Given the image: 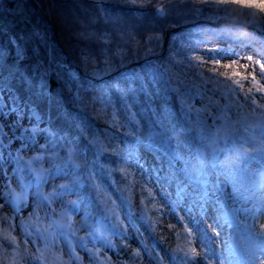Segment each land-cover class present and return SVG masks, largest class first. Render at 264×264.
Here are the masks:
<instances>
[{"label": "snow or ice", "instance_id": "obj_1", "mask_svg": "<svg viewBox=\"0 0 264 264\" xmlns=\"http://www.w3.org/2000/svg\"><path fill=\"white\" fill-rule=\"evenodd\" d=\"M198 2L194 15L214 22L232 16V6L256 8L264 13V0ZM130 3L135 4L136 0H130ZM208 8L213 11L206 15ZM156 15L166 17L165 7H158ZM100 18L107 21L120 17L101 8ZM232 18L239 23L259 26L264 31V20L256 21L254 17L247 20L244 14ZM193 31L200 35L205 33L199 25ZM207 31L219 34L213 28ZM219 31L232 34L228 26ZM101 39L107 42V34ZM172 40L175 41L176 36ZM160 42L159 34L150 36L143 52L152 54ZM205 42L189 40L175 50L170 45L166 58L147 61L125 71L102 88H96L90 78L81 79L73 70L65 72L66 66L54 62L50 50L41 53L39 46L28 56L13 41L14 60L5 66L3 58L9 51L6 46H0V118L6 121L10 115L15 116L10 123L0 122V185L3 188L0 196L11 205L14 213L27 207L29 196L32 197V212L27 220L21 219L20 225L21 232L31 239L18 241L9 223L0 229V249H5L0 255L7 259L6 249L11 246L12 264H26L28 259L42 264H72L73 258L82 264L77 253L80 248L87 250L90 257L99 258L102 249L114 247L111 237L126 235L121 216L133 224L134 173H139L135 182L140 183L141 190L147 191L153 204L158 205L151 185L160 177L157 175L150 180L149 173L156 174L161 169L146 168L141 153L163 152L169 169L164 179L168 186L174 182L175 193L172 198L161 190L160 196L169 208L166 214L176 212L177 208L184 213L179 216V222L184 224L186 233L183 246L178 245L172 250L171 260L178 264H202L203 261L207 264H264V224L260 225V232H255L253 225L236 219L239 213L247 215L250 210L235 207L237 197L247 201L255 196V185L251 188L239 185L245 174L264 178V48L257 49L254 55L241 62L235 58V51L223 55L219 52L199 55L197 46ZM140 51L137 41L131 50L119 48L111 55L106 49H101L100 57L82 52L81 63L87 77L100 78L130 63ZM25 60L30 63H24ZM205 64L211 65L207 73ZM190 74L199 77L201 83L214 85L223 83L220 80L223 77L231 81L230 85H225L226 95L235 97L239 89L241 98L222 108L217 104L213 111L211 98L207 105L204 104L199 88L195 84L189 85ZM53 79L57 82L55 89L51 84ZM150 84L155 93L149 89ZM4 93L8 94L7 105ZM160 93L165 103L157 110L152 97ZM197 97L199 107L192 103ZM142 103L138 111H133ZM232 106L237 110L238 119H231L227 114ZM89 111L108 127L94 128L85 115ZM145 113H149L146 132L141 119L137 118H143ZM25 114L29 120L27 126L21 123ZM256 129L259 136L254 134ZM38 138H43L44 143H38ZM82 138L84 143H81ZM13 141L18 142L15 148ZM30 151L33 154L27 155ZM111 157L115 158L114 164ZM253 161L260 164L259 170H249ZM117 173L119 180L115 178ZM105 178L110 181L112 190L104 182ZM58 179L59 184L56 183ZM125 180L129 183L125 184ZM228 184L232 187L233 200L230 211L225 210ZM114 193L116 198H113ZM256 199V211L264 213V195ZM144 203L145 198L141 196V204ZM56 204L58 209L53 207ZM41 207L44 208L43 217L39 215ZM209 207L215 217L209 216L212 223L205 226ZM81 209L84 215L77 224L73 216ZM252 218L255 219L254 213ZM2 219L10 220L7 216ZM45 221L46 227H41ZM31 223L36 225L34 232L26 227ZM223 225L238 232L243 229L246 235L239 243L231 238L221 240ZM152 226L155 227V223ZM84 230L85 235L77 237V233ZM29 244L34 247V252L30 251ZM89 244L93 247L89 248ZM65 245L68 259L63 255ZM133 252L139 255L138 249ZM102 264H109V261ZM159 264H164V260L161 259Z\"/></svg>", "mask_w": 264, "mask_h": 264}, {"label": "trees", "instance_id": "obj_2", "mask_svg": "<svg viewBox=\"0 0 264 264\" xmlns=\"http://www.w3.org/2000/svg\"><path fill=\"white\" fill-rule=\"evenodd\" d=\"M160 6L165 7L166 17L156 15V10ZM194 7H199L198 0H136L135 4L130 3V0H0V46H6L9 51V55L3 58V64L8 66L13 63L15 53L13 41H15V45L22 47L28 56H31L34 47L39 46L41 53L50 50L54 62L66 66L65 72L73 70L79 74L81 79L90 78L96 88H102L109 80L118 77L125 71L139 67L147 61L166 58L170 45L175 50L189 40L206 39L207 42H214L218 40V36L209 33L207 29H216L220 34L222 32L219 30L225 26L231 27V29L235 27L231 17L214 22L195 16ZM101 8L117 14L120 18L105 21L100 18ZM212 11L213 9L208 8L205 14H211ZM220 23L224 25L217 27L216 24ZM198 25L205 29L203 35L193 31ZM105 34H107V42L101 39ZM156 34L161 37L160 44L152 54H145L142 50L143 46L150 36ZM173 36H176L175 41L172 40ZM137 41L141 51L138 56L132 57L130 63L117 67L107 76L100 78L86 76V70L81 63L82 52L100 57L101 49H106L107 54L111 55L119 48L131 50L135 47ZM256 49L259 48L256 46ZM24 63H30V61L25 60ZM190 77L189 85L195 84L201 91V95L204 96V100L211 98V95H218L219 99L216 102L218 103L221 100L222 107L232 101L239 100L238 95L235 97L230 94L226 95L225 85H230L231 82L214 85L212 83H201L199 77L191 74ZM220 80H223V78H220ZM51 84L53 89L57 87L55 79L51 81ZM149 89L155 93V88L151 84ZM193 90L195 91V89ZM141 101H143L142 96ZM198 101L199 97L193 100L192 103L196 106L199 103ZM164 103L162 93L153 95L152 104L157 110ZM167 103L173 104L174 101H167ZM142 106L143 103L137 105L133 108V111H138ZM68 107L72 109L71 104ZM245 111H247V108ZM227 114L231 119H238V113L234 106L228 109ZM85 115L94 128L104 129L108 127L102 119H97L91 111L86 112ZM148 116L149 113H145L143 118L137 117L141 119L145 132L147 131ZM41 125L43 127V124ZM73 134H75V129ZM122 134L123 130H121ZM254 134L259 136V130L256 129ZM81 143H84L83 138ZM153 155L159 156L160 160L167 163V157L163 152ZM105 162H109L108 159H105ZM111 162L115 163L114 157H111ZM245 175L243 180L239 181V185L251 188L250 176ZM115 178L119 180L120 174L117 173ZM258 178L260 179L259 176ZM104 182L109 184L110 190H112L110 181L107 178ZM124 183L127 184L129 181L125 180ZM113 198H116L115 193ZM121 211L123 212V209ZM78 214L83 216L84 210L81 209ZM7 226L0 220V229ZM17 238L19 237L17 236ZM3 251L5 249H0V253ZM6 251L8 253L7 259L0 255V264H12L11 246H8Z\"/></svg>", "mask_w": 264, "mask_h": 264}, {"label": "rangeland", "instance_id": "obj_3", "mask_svg": "<svg viewBox=\"0 0 264 264\" xmlns=\"http://www.w3.org/2000/svg\"><path fill=\"white\" fill-rule=\"evenodd\" d=\"M258 2H262V0H258ZM232 16H237L238 14H244V18L247 20H252L253 17L256 21L264 20V13H261L256 8H244L241 9L239 6H232ZM232 16H230L232 18ZM235 24V27H232V34L220 33L218 34V40L214 42H205L200 43L198 47V54L201 56H206L209 52H219V54L223 55L228 51H235L237 59H240L241 62H244L249 55H254L256 46L260 48H264V31L261 30L259 26L253 27L251 23H239L237 20H232ZM231 21V22H232ZM230 22V23H231ZM228 23V24H230ZM227 24V23H226ZM224 25L223 23L216 24L217 27ZM231 26V25H230ZM211 33V32H209ZM242 33V34H241ZM206 40V39H205ZM207 41V40H206ZM255 58V57H254ZM209 67L211 65L205 64L204 71L207 73ZM256 70L258 71V66H256ZM219 71H224V69H219ZM223 78V77H221ZM223 82H231L226 81L224 78L221 80ZM248 85L245 84V90H247ZM238 92V99L240 100L241 95ZM259 95V94H257ZM213 104L212 109L215 111L216 105L222 108V101L219 100L218 103L216 100L219 99L218 95L210 96ZM4 103L7 105L8 103V94L4 93ZM204 104H208V99L203 101ZM196 106H200L199 103ZM15 118L14 114L10 115L5 121L3 118H0V122L10 123L11 120ZM209 122H211V117L208 118ZM23 125L27 126L29 124L28 116L25 114L24 119L21 122ZM42 127V125H40ZM5 131H8L5 128ZM17 134H19L17 132ZM38 143H44L43 138H38ZM18 146L17 141H13L12 147L15 148ZM33 153L30 151L27 155H32ZM141 161L146 168L151 169L153 166L159 167L161 171L159 173L153 174L149 173V179L153 180L154 176H159V180H155L152 183V191L153 195L156 197V201L158 205H154L152 199L149 197L147 191L141 190L140 183H137L139 179V173H134L132 180V203L134 205V211L132 216L134 217L133 224L130 225L124 215L121 216V219L125 221L124 230L126 231V235L123 236H115L111 237L112 243L114 247L102 249L99 258L95 255L92 257L89 256L87 250L77 248V253L81 257L82 264H102V262L108 260L109 264H159L161 259L164 260V264H178V261L171 260V252L178 245L183 246L185 242L184 232V224L179 222V216L184 215V213L180 212L179 208L176 209V212L171 214H166L169 212L168 206L165 205L164 200L160 196L161 190L168 193L172 198H174L175 193V185L174 182L171 186L167 185V181L164 179L166 173L169 171L167 163L163 160L157 159L156 155L151 154L150 152H142L141 153ZM47 166V165H45ZM179 167V165H177ZM250 171H257L260 168V164L257 162H253L250 165ZM8 171L11 172V166L8 167ZM246 176V175H245ZM251 185H255L256 191L253 199L244 201L240 197L236 198L235 207L247 208L249 209V213L245 215L243 212L239 213L236 219L246 222L249 225H253L254 231H261L260 225L264 224V213L256 211L258 206V200L256 197L260 195H264V178L260 179L258 176H250ZM262 180V181H259ZM61 181L58 179L56 181L59 184ZM15 187V183H13ZM51 185H49V188ZM2 185H0V191H2ZM48 190V189H46ZM225 192L227 193V209L231 210L233 207L232 200V187L228 184L225 188ZM141 196L145 198V203L141 204ZM223 199V197H221ZM0 205H4L3 208H0V220L3 224L8 225L11 223L13 226V234L18 236L19 241H23L24 239H31V237L25 236L21 232V219H28L29 213L32 212V197L29 196V203L27 207L21 208L19 212L13 211V208L10 204H6L3 197L0 196ZM53 207L59 208V205H53ZM159 208V210H157ZM126 209H123V212ZM208 216H205L204 222L205 226L207 224L212 223V219H209V216L215 217V212L211 207L207 209ZM143 213V218H142ZM253 213L255 214V219L253 220ZM39 215L41 217L44 216V208L41 207ZM7 216L10 218L9 221H5L2 218ZM82 215L76 213L73 216V220L79 224ZM150 217V219H148ZM34 217L32 220L34 221ZM153 223H155V227H153ZM47 222H43L40 226L46 227ZM172 225L173 227H169ZM28 227V231H35L36 225L31 223ZM85 231H80L77 233V237L84 236ZM209 234H211L209 232ZM246 235L245 230L237 231L236 229H230L227 225H223V231L220 235V239H233L236 243H239L241 239ZM215 243V241H214ZM89 248L93 247L92 244L88 245ZM99 247V245H96ZM223 246L221 245V248ZM30 251H35L34 247L29 244ZM133 249H138L139 255H136L133 252ZM199 251V249H198ZM107 253V256H105ZM64 259H68L67 248L66 245L64 247ZM26 264H42L40 261H32L28 259ZM72 264H81V262H77L74 258L72 260ZM202 264H207V261H203Z\"/></svg>", "mask_w": 264, "mask_h": 264}, {"label": "clouds", "instance_id": "obj_4", "mask_svg": "<svg viewBox=\"0 0 264 264\" xmlns=\"http://www.w3.org/2000/svg\"><path fill=\"white\" fill-rule=\"evenodd\" d=\"M242 34V33H241Z\"/></svg>", "mask_w": 264, "mask_h": 264}]
</instances>
